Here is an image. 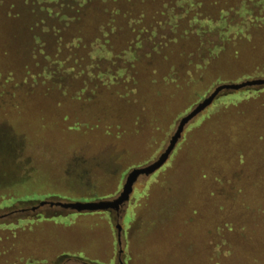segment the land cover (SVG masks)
<instances>
[{
  "label": "rangeland",
  "instance_id": "1",
  "mask_svg": "<svg viewBox=\"0 0 264 264\" xmlns=\"http://www.w3.org/2000/svg\"><path fill=\"white\" fill-rule=\"evenodd\" d=\"M149 2L139 45L131 25L93 33L87 9L60 55L35 26L45 0H0V202L16 199L0 211V264H264V84L221 91L116 207L19 203L117 197L216 85L264 77L262 38L223 52L215 19L166 23Z\"/></svg>",
  "mask_w": 264,
  "mask_h": 264
},
{
  "label": "trees",
  "instance_id": "2",
  "mask_svg": "<svg viewBox=\"0 0 264 264\" xmlns=\"http://www.w3.org/2000/svg\"><path fill=\"white\" fill-rule=\"evenodd\" d=\"M148 1L155 6L159 3L160 11L158 20L163 21L165 19L166 23H174L177 25V23L181 21L184 24V17L190 16V20L202 19V25H209L212 23L210 18L215 19V23H213L212 27L214 29L217 27L221 28L222 33L225 34L224 39L226 44L224 47L222 46L220 48L223 52L237 46L247 47L251 45L253 49L257 37L260 39L262 38V44H264V38L262 37L264 35V0H45L46 4H43L39 10L35 8H32V10L36 13V15H34L36 17L35 26L37 27L42 24V29L39 27L38 30L49 34L46 39L49 47L52 49L55 48L58 54L63 55L65 45L63 46L62 42L66 37L58 34L71 30L73 31V21L81 19L82 13H86L87 9H92L94 11L92 19L93 33L96 32L100 34L104 32L106 35L112 36V26L108 27L105 23L111 25L112 22H117L118 24L122 23L126 26L131 25L130 31L134 33V37L130 40L131 45H139L142 41L140 40L139 32L143 31L144 28L142 26L138 27V25H142L140 21L143 19L146 9L144 4ZM184 5L186 6L185 9H183ZM176 7L182 8V10L176 11ZM208 9L212 10V14L205 13L203 16L199 15L200 12L210 13ZM229 11H236V17H231ZM101 14L105 16L106 21L101 24H95L94 18L96 16L100 18L102 16ZM157 16L158 13L156 17ZM69 22L71 27L67 24ZM150 27L151 26H148V28ZM81 28L82 27H80L79 30ZM121 30L122 29L119 28V30L116 31L120 33ZM136 30L139 32L136 33ZM130 31L128 30V32ZM155 31L156 30L152 28L151 34L153 35ZM42 38L45 39L46 37ZM40 39L41 37L39 40ZM96 41L98 40L96 39ZM56 43L58 46L55 47ZM106 43L107 40L100 41L97 45L105 49ZM36 44H39V42H36L35 45ZM93 44H95V46L90 45L91 52L94 47H97L95 42ZM159 45L162 46L163 44L160 43ZM86 46L87 43L85 44V47ZM118 46L119 44L115 40L112 43V47L116 48ZM38 47L40 46L38 45ZM67 47L70 48L69 50L77 48L76 41L73 39ZM96 51H98V48H96ZM217 51L218 50H216L215 53H217ZM87 55L85 54L83 57L86 58ZM59 63L64 64L61 60ZM76 68L77 65L74 63L68 69L74 70ZM31 196L32 195H29L28 197ZM49 197L52 196L36 194L35 197L29 199L22 196L19 203L22 202L23 205L30 201L46 200ZM60 198L61 197L58 199ZM12 200L16 201L15 197L10 200L3 199L0 202V211L13 207L14 204L10 203ZM75 214H79V212H75Z\"/></svg>",
  "mask_w": 264,
  "mask_h": 264
},
{
  "label": "water",
  "instance_id": "3",
  "mask_svg": "<svg viewBox=\"0 0 264 264\" xmlns=\"http://www.w3.org/2000/svg\"><path fill=\"white\" fill-rule=\"evenodd\" d=\"M262 84H264V77L250 78L239 82H225L216 85L213 91L208 96L204 97L200 102H198L194 107H192L186 114H184L180 118L176 126V129L169 140V143L165 147L164 151H162L155 160L142 166H136L128 172L125 181L123 183L122 190L120 191L117 197L113 199L87 200V201L42 200L39 206L44 204L60 205L66 208H70L72 210L81 211V210L106 209L108 207H116L119 203H124L129 199L130 194L133 191L134 183L137 180V178L142 174L148 175L154 172L165 163V161L168 159L169 154L174 148L176 142L181 136L185 125L190 120H192L198 113L204 110L221 91L237 90L246 86L262 85ZM37 206L38 205L32 206L31 209H35ZM117 226L120 229V225Z\"/></svg>",
  "mask_w": 264,
  "mask_h": 264
}]
</instances>
